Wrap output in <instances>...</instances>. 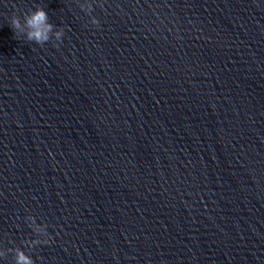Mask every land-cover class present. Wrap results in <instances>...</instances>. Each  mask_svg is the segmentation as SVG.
I'll use <instances>...</instances> for the list:
<instances>
[{"label":"water","instance_id":"1","mask_svg":"<svg viewBox=\"0 0 264 264\" xmlns=\"http://www.w3.org/2000/svg\"><path fill=\"white\" fill-rule=\"evenodd\" d=\"M36 6L61 41L15 38ZM17 248L264 264V0H0V264Z\"/></svg>","mask_w":264,"mask_h":264},{"label":"clouds","instance_id":"2","mask_svg":"<svg viewBox=\"0 0 264 264\" xmlns=\"http://www.w3.org/2000/svg\"><path fill=\"white\" fill-rule=\"evenodd\" d=\"M92 23L97 25L99 21L93 19ZM10 27L14 31L15 38L21 37L29 42H34L37 45H44L49 39L50 34H54L56 40L61 41L64 36V30L58 28L53 33V25L49 22L48 14L43 7L36 6L34 10H29L21 19L19 16L13 15L10 20ZM58 46V45H57ZM44 236L43 240H32L29 247L37 243L47 244V231L42 230ZM16 264H35L34 259L26 255L23 249L17 248L16 250Z\"/></svg>","mask_w":264,"mask_h":264}]
</instances>
